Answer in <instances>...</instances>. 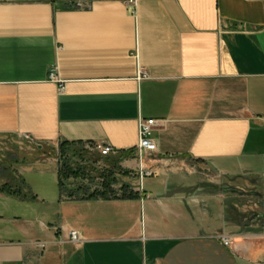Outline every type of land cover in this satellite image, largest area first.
Masks as SVG:
<instances>
[{"label":"crops","instance_id":"crops-1","mask_svg":"<svg viewBox=\"0 0 264 264\" xmlns=\"http://www.w3.org/2000/svg\"><path fill=\"white\" fill-rule=\"evenodd\" d=\"M131 1L0 0V143L17 144L0 151V264L257 263L222 240V185L195 175L264 179V0ZM141 119L158 121L141 163L160 190L139 176ZM62 143L135 150L119 165L137 196L70 198Z\"/></svg>","mask_w":264,"mask_h":264},{"label":"rangeland","instance_id":"rangeland-1","mask_svg":"<svg viewBox=\"0 0 264 264\" xmlns=\"http://www.w3.org/2000/svg\"><path fill=\"white\" fill-rule=\"evenodd\" d=\"M12 144L17 145L14 142ZM12 144L9 141L1 142L0 151L5 150ZM23 145L25 147L30 146V144L26 145L25 143L19 146ZM66 161L73 168L80 169L83 174L80 179L72 178L66 182L68 189H71L73 192L72 196H75V198L93 194L101 196L103 193L111 196L124 195L125 189L130 191L133 188L132 183L139 181V178L136 179L137 175L134 174L135 170L132 168H124L120 165L117 166L115 162L99 159L94 149H89L83 145L70 148ZM195 176L199 177L195 179L196 181L201 179L205 185L208 183L214 185L212 186L214 190L215 185L216 187L223 185L227 180H220L213 172L203 168ZM163 178L160 175L145 177V184L149 189L160 190L164 186ZM107 180L111 181L110 188L106 187ZM260 180L254 184L249 182V180H244L242 183L239 182L237 185L240 191L244 192L243 196L231 194V192L226 193L230 207L229 217L227 216L226 234L230 237L231 243L233 240L234 245L237 243L236 241L242 243L241 245H244V247L254 244L256 250L260 252L256 264H264V179L261 178ZM229 182L230 184L232 183L230 180ZM232 207L235 209L233 212ZM193 223L194 221L190 217V220L183 221L182 225L191 227Z\"/></svg>","mask_w":264,"mask_h":264},{"label":"trees","instance_id":"trees-1","mask_svg":"<svg viewBox=\"0 0 264 264\" xmlns=\"http://www.w3.org/2000/svg\"><path fill=\"white\" fill-rule=\"evenodd\" d=\"M77 146H80V145L70 144V143H62V144H60V146L58 148V151L55 153V154H57V156L60 157V160H61V170H60V174H61V177H62L61 186H62V188H64L67 191V195L70 198H75V196H72L73 192L71 191V189H68L67 183H66L67 180H70L72 178L73 179H80V178L83 177V174L81 173L80 169L73 168L66 161L67 154H68V151L70 150V148H74V147H77ZM86 152H88V151H86ZM135 154H136L135 150L134 151H129L127 153L121 154L118 157H114L113 159L110 160V157H107L108 155H102L101 153H97L99 159H104L107 162H115V164L117 166H119V163L124 158L129 157V156L135 157ZM107 158H109V159H107ZM260 179L261 178H259V177H243V176L228 178L223 183L222 189L226 193H230L231 192V194H240V195L243 196L244 192L240 191V189H239L237 184H239V182L242 183V181H244V180H249V182L254 184L256 182L261 181ZM229 180L232 182L231 184H230ZM110 185H111V181L107 180L106 187L110 188ZM3 189L11 191V189L9 187H7V188L4 187ZM117 195H115V196H117ZM115 196H111V195L103 193V195H101V196L93 194V195H89V196H85V197L111 198V197H115ZM123 196L135 197V196H137V193L135 191H133V190L129 191V190L125 189ZM229 210H230V207H229V203H228V209H227V211H228V215L227 216L228 217H229ZM233 210H235L234 207H232V212H233Z\"/></svg>","mask_w":264,"mask_h":264},{"label":"built area","instance_id":"built-area-1","mask_svg":"<svg viewBox=\"0 0 264 264\" xmlns=\"http://www.w3.org/2000/svg\"><path fill=\"white\" fill-rule=\"evenodd\" d=\"M132 3H135V1H131ZM142 78H148V75L146 73H142ZM50 79L53 81H56L60 84V89H63V81L58 79L56 76L55 72L52 71L50 74ZM157 120L156 119H141L140 120V139H139V144H138V153H139V160H140V165H139V176L141 180L143 181L145 177H150L154 175V171L151 169L143 166L141 161L143 160V156L147 152H153L156 150L157 143L155 139L153 138V130L155 126L157 125ZM27 139H29V136H26ZM97 149L100 151L102 155H117L118 152L110 145H99ZM71 240L73 242H79L81 241L80 234L77 230H72L71 233ZM223 242L225 245H230L231 244V239L228 236L223 237Z\"/></svg>","mask_w":264,"mask_h":264},{"label":"bare ground","instance_id":"bare-ground-1","mask_svg":"<svg viewBox=\"0 0 264 264\" xmlns=\"http://www.w3.org/2000/svg\"><path fill=\"white\" fill-rule=\"evenodd\" d=\"M80 242V241H79Z\"/></svg>","mask_w":264,"mask_h":264}]
</instances>
